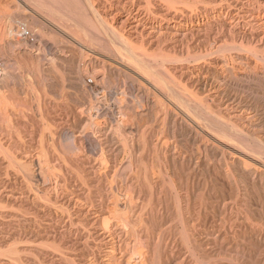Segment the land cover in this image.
I'll use <instances>...</instances> for the list:
<instances>
[{
    "label": "bare ground",
    "instance_id": "1",
    "mask_svg": "<svg viewBox=\"0 0 264 264\" xmlns=\"http://www.w3.org/2000/svg\"><path fill=\"white\" fill-rule=\"evenodd\" d=\"M19 2L0 264H264V0Z\"/></svg>",
    "mask_w": 264,
    "mask_h": 264
},
{
    "label": "rangeland",
    "instance_id": "2",
    "mask_svg": "<svg viewBox=\"0 0 264 264\" xmlns=\"http://www.w3.org/2000/svg\"><path fill=\"white\" fill-rule=\"evenodd\" d=\"M90 1H92L93 2V4H96V0H90ZM95 1V2H94ZM20 4H18V5H15V4H9V5H7L8 3H5V4H3L2 6H1V8H0V28L1 29H3L5 26L4 25H6L5 23H6V21L11 17L10 16V14L12 15V14H14V11H15V13H17V12H20V13H31L32 12V9H30V7L27 5V4H25L24 5V3H22V2H19ZM22 3V4H21ZM6 5V6H5ZM15 5V6H14ZM16 6H17V8H16ZM19 7H20V9H19ZM22 7V8H21ZM26 8H27V10H26ZM24 10H25V12H24ZM1 11H3V12H1ZM7 12V13H6ZM58 19H57V18ZM48 19H49V21H50V17H48ZM51 19L54 21V23H57L58 25H60V26H62V23H64L63 22V20L60 18V17H58V16H55V18L54 17H51ZM57 19V20H56ZM2 20H4V21H2ZM46 20H47V18H46ZM45 20V21H46ZM44 21V20H43ZM52 21V22H53ZM69 21V23L71 22L72 23V21H70V20H68ZM31 24H29L28 25V27H32V29L31 30H33L34 29V27L35 28H38V32H41L42 33V36H45V38H49L50 40H52L53 39V37L54 36H56L55 34L53 35V33L50 31V30H48L47 29V26H44L43 24L42 25H37V23L35 24V22L33 21V22H30ZM34 24H35V26H34ZM2 25V26H1ZM38 26V27H37ZM41 26H43V27H41ZM41 27V28H40ZM45 27V28H44ZM40 28V29H39ZM44 30V31H43ZM46 30H48V33H49V36H48V33H47V31ZM51 33H50V32ZM44 33V34H43ZM47 34V35H46ZM51 35V36H50ZM51 37H52V39H51ZM54 39H55V37H54ZM5 40L3 39H0V61H2V59H4V61L5 60H8V59H10L9 57H13L12 55L14 54V52H13V50H11L8 46H6V42H4ZM3 42L5 43V44H3ZM4 45V46H3ZM2 48V49H1ZM12 52H11V51ZM9 53V54H8ZM10 53H12V54H10ZM9 55V56H8ZM11 55V56H10ZM2 58V59H1ZM8 58V59H7ZM87 77L89 76V75H86ZM13 100V102H15V103H10L11 101ZM8 102L10 103V105L11 106H13V105H17L19 102L18 101H14V99H10ZM17 103V104H16ZM20 104V103H19Z\"/></svg>",
    "mask_w": 264,
    "mask_h": 264
}]
</instances>
